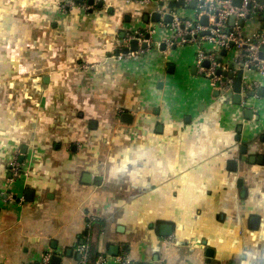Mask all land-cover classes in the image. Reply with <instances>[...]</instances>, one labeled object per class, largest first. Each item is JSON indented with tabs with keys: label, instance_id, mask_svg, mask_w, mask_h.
<instances>
[{
	"label": "crops",
	"instance_id": "crops-1",
	"mask_svg": "<svg viewBox=\"0 0 264 264\" xmlns=\"http://www.w3.org/2000/svg\"><path fill=\"white\" fill-rule=\"evenodd\" d=\"M141 1L0 0V264H78L86 236L90 264H264V123L214 95L195 46L114 56L151 27Z\"/></svg>",
	"mask_w": 264,
	"mask_h": 264
},
{
	"label": "built area",
	"instance_id": "built-area-1",
	"mask_svg": "<svg viewBox=\"0 0 264 264\" xmlns=\"http://www.w3.org/2000/svg\"><path fill=\"white\" fill-rule=\"evenodd\" d=\"M98 1L102 0H93L92 4H89V0L80 2L78 0H57V3L62 13H68L73 9L87 13L95 8ZM159 3L160 0L141 1V4L152 7L160 15L161 22L156 26L168 33L161 43L165 44L166 49H171L173 46H195L194 67L198 76L207 81L211 90L221 95L228 93L234 96L233 79L240 69L244 73L253 72L259 78L264 79V0H243L239 8L233 7L231 0H183L186 8H175L174 10L168 9L166 5L159 7ZM192 3H195L194 9L189 8ZM154 5L157 6L154 7ZM168 15L172 18L171 22L163 23V19ZM203 17L207 18L205 26L200 24ZM231 17L234 18L233 26H229ZM240 21H242L241 26ZM156 26L152 32L148 29L143 33L136 32L131 35L128 37V43L136 39L140 46L145 42V34L149 33L151 40L148 44H150L159 30ZM161 43H157V50ZM151 50L139 47L136 52L120 53L118 58L129 60L135 56L147 55ZM227 56L229 58H226ZM230 66L233 69H230ZM82 68L88 69L87 66ZM230 73L233 78L228 77ZM260 85V80L243 78L241 103L238 105L242 110H251L255 117H260V109L247 105H249V99L257 97ZM248 94L251 96L249 97ZM22 176V164L18 156H15L9 165L7 188L15 186ZM8 198L11 199L12 196ZM77 254L79 255L78 264H90L89 236H86L77 247ZM50 261L51 256L45 254L39 264H50ZM110 261L115 264H131L125 255L109 257L102 254L96 257L93 264H108Z\"/></svg>",
	"mask_w": 264,
	"mask_h": 264
},
{
	"label": "water",
	"instance_id": "water-1",
	"mask_svg": "<svg viewBox=\"0 0 264 264\" xmlns=\"http://www.w3.org/2000/svg\"><path fill=\"white\" fill-rule=\"evenodd\" d=\"M78 1L80 2L81 0H78ZM242 1L243 0H231V4H232L233 7L239 8L241 6V4H242ZM164 2H165V0H160V3H159L158 6L159 7L164 6L165 5ZM92 3H93V0H89V4H92ZM99 6H101V4H99ZM156 6L157 5H154V7H156ZM177 7L178 8H183V9L186 8L185 5H184V3H183V0H176V1L175 0H171L168 3V5H167V8L170 9V10H174ZM194 7H195V3H192L189 8L194 9ZM148 19H149V17H148ZM148 19L145 20V22H146V24H148V23L151 24V27L149 28V32H152L154 26L158 25L161 22L160 15L157 12H154L153 14H151L150 20H148ZM171 20H172L171 16L168 15V16H166L163 19V23H170ZM200 24L205 26L207 24V18L203 17L200 20ZM233 24H234V18L231 17L229 19V26H233ZM239 25L240 26L242 25V21L239 22ZM202 35H205V34H202ZM144 40H145V42H143L142 44H140V46H139V43H138V41L136 39L130 41L129 42V46L128 47H125L122 50V54H128L129 52H136L139 49V47L142 48V49H146V48H148V49H154V48H156V45L157 44L154 42V40H153V42H151L150 44H148V41L151 40V37H150V34L149 33H146L145 34ZM172 48L175 49V46H173ZM159 49L161 51H165L166 50L165 44L164 43H161L159 45ZM118 55H119V52L117 50V51L114 52V56H118ZM222 55H224V52H222ZM205 66L208 67V64L205 63ZM230 69H233V67L230 66ZM243 74H244L243 70L240 69V70H238L236 72V75H235V77L233 79V81H234V85H233V92H234L233 103L235 105H240V103H241V92H242ZM228 77L229 78H233V75L230 73V74H228ZM262 91L263 90H260L259 91V96H261ZM214 95L217 96V92H215ZM248 96L250 97L251 95L248 94ZM252 115L253 114H252V111L251 110H244V117H245L246 120L251 121L252 120ZM123 119H129L130 120L131 119V116L124 115L123 116ZM123 119H122V121H123ZM255 120L258 122L260 120V117L257 116L255 118ZM238 132H241V128H238ZM241 154L243 155V161L244 162H250V163H253L254 162V157H250L248 159L245 156L246 155V147H244V146L241 147ZM231 165L234 166V164H231ZM116 249H117V247H111L110 248V250H114V251H117ZM110 254L112 256H116L117 255L116 252H110ZM54 262H56V263H54ZM51 263L52 264H58L59 263V258L53 256L52 259H51Z\"/></svg>",
	"mask_w": 264,
	"mask_h": 264
},
{
	"label": "rangeland",
	"instance_id": "rangeland-1",
	"mask_svg": "<svg viewBox=\"0 0 264 264\" xmlns=\"http://www.w3.org/2000/svg\"><path fill=\"white\" fill-rule=\"evenodd\" d=\"M226 58H229V56H227ZM179 78H180V76L178 77V79ZM259 108H261L260 109V121H262V123H264V104H262Z\"/></svg>",
	"mask_w": 264,
	"mask_h": 264
}]
</instances>
